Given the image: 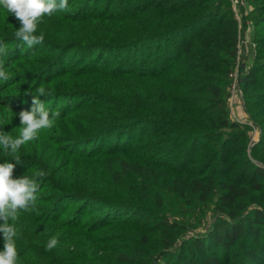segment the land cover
I'll use <instances>...</instances> for the list:
<instances>
[{"label": "trees", "instance_id": "trees-1", "mask_svg": "<svg viewBox=\"0 0 264 264\" xmlns=\"http://www.w3.org/2000/svg\"><path fill=\"white\" fill-rule=\"evenodd\" d=\"M248 5L255 61L240 83L261 130L250 151V125L230 116L231 0H68L31 49L0 7V128L19 135L41 84L61 114L15 154L14 179L47 173L38 214L16 221L18 264H264V0ZM184 203L212 212L208 232L186 237Z\"/></svg>", "mask_w": 264, "mask_h": 264}, {"label": "clouds", "instance_id": "clouds-1", "mask_svg": "<svg viewBox=\"0 0 264 264\" xmlns=\"http://www.w3.org/2000/svg\"><path fill=\"white\" fill-rule=\"evenodd\" d=\"M0 7L14 15L20 22L21 26L15 31L14 36L31 49L44 41V34L42 32L37 34L38 24L43 17L67 11L68 0H0ZM7 48L8 45L0 41V56L7 55ZM10 78V73L0 63V80L8 81ZM25 94L32 96V107L18 113L22 125L19 135L13 137L0 128V149L13 155L12 160L16 162L14 164L6 160L0 163V233L3 234L4 240L3 250L0 251V264H18L16 221L21 212H37L40 181L47 175L45 171L39 170L32 177L25 174L14 179L16 164L21 162L20 157L15 154L22 145L37 139L42 130L52 128L61 115L59 111L46 108L45 103L40 100L41 96L46 97L50 94L43 84L34 92L29 88ZM57 244L58 239L52 237L48 240L45 250L51 251Z\"/></svg>", "mask_w": 264, "mask_h": 264}, {"label": "rangeland", "instance_id": "rangeland-1", "mask_svg": "<svg viewBox=\"0 0 264 264\" xmlns=\"http://www.w3.org/2000/svg\"><path fill=\"white\" fill-rule=\"evenodd\" d=\"M245 2L247 3L246 10H249V6L251 9V5H248V0H245ZM246 10H243L244 13L242 16H240V20H241L240 28H241V38H242L241 48L243 52L241 55L242 56L241 62H246L247 64H251L252 62L255 61L254 53H255L256 44L253 41V33L255 30V27H253L251 23V18H250L251 15H249L250 17L247 16L245 18ZM248 20L251 23L249 28L246 24ZM240 89L242 91L241 83H240ZM230 92H231V89H230ZM231 96L232 95H230V99H231ZM230 99H229V106H230L231 118L244 122V123H248L252 129L250 131V139L248 142V150L250 151L251 147L260 139L261 130L259 126H257L254 123V121L249 119L248 117V111L246 109V102L244 99L243 91H242V94H240L239 91L235 92L233 94L232 99L231 100ZM180 206H182L181 208L182 210H186L188 213L186 216L187 219L184 220V222L190 224L189 225L190 228L187 230L186 237L203 234L209 231V228L214 220V217L212 216L211 211H207V213H203L201 209H199L200 207H193L192 205L185 204V203Z\"/></svg>", "mask_w": 264, "mask_h": 264}, {"label": "built area", "instance_id": "built-area-1", "mask_svg": "<svg viewBox=\"0 0 264 264\" xmlns=\"http://www.w3.org/2000/svg\"><path fill=\"white\" fill-rule=\"evenodd\" d=\"M232 2V6L235 12V16L236 18L239 20V27H240V16L243 15L244 11L247 8V3L245 2V0H231ZM247 11V10H246ZM248 28L250 27L251 23L248 20L246 22ZM240 39H239V43H238V49H237V64L235 66V68L233 69V71L230 73V76L232 78V82H231V99L233 97V94L237 91L240 92V94H242V91L240 89V80H241V74H240V64H241V55H242V38H241V28H240ZM244 42V41H243ZM230 99V98H229ZM230 99V100H231Z\"/></svg>", "mask_w": 264, "mask_h": 264}]
</instances>
